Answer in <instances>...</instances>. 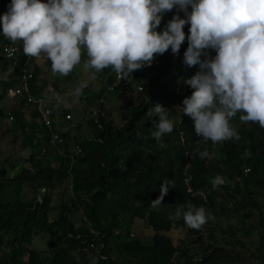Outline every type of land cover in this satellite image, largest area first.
Returning <instances> with one entry per match:
<instances>
[{"label":"trees","instance_id":"16d2710c","mask_svg":"<svg viewBox=\"0 0 264 264\" xmlns=\"http://www.w3.org/2000/svg\"><path fill=\"white\" fill-rule=\"evenodd\" d=\"M10 3L11 0H0V17L5 13L3 9L8 11ZM164 29L157 30L162 32ZM7 42L12 40L0 37V67H12L9 77L0 80V101L7 96L9 89L18 84L26 58L20 41V54L12 60H5L1 54ZM187 47L188 39L185 37L178 55L169 48L164 54H157V61L153 60L151 65L140 69L136 78L144 85V90L136 91L133 87L123 90L137 93L135 99H129L123 106L120 124L112 120L110 113L102 110L100 101L98 113L89 119L94 137L80 140L72 131L63 134L65 154L55 152L54 165H45L37 153L30 156L32 169L25 168L14 176H9L2 165L0 264H117L107 251L109 247L123 255L126 264H218L216 255L223 247H213L201 229L189 227L187 240H182L179 245H175L167 234L173 227L186 226L183 216L170 217H175L177 208L188 201L204 207L206 215L210 211L214 216L218 191L227 199L234 200L233 212L237 215L243 212L242 217L245 218L253 213L252 209H260V224L264 227V209L258 199L264 191V127L258 122L241 121L240 116L244 113L238 112L230 118V126L238 132L239 140L233 138L213 143L196 134L194 122L182 108L183 100L194 90L186 83L180 85L178 91L170 90L179 78L186 79L183 70L177 68L168 73L170 76L166 83L163 80L166 72L175 65L185 64ZM205 52L212 58L216 55L215 49H206ZM48 61L51 62L50 59ZM199 70V64L193 66V75ZM41 72L42 68L35 64L30 85L36 98H40L42 91L37 83ZM94 72L99 74L97 78L102 86L96 95L87 98L89 103L93 98H104L114 80L115 69L108 66ZM155 103L166 108L167 117L173 123V131L163 134L159 141L152 137L157 130L158 117L147 115ZM23 111L22 105L12 112L16 123L25 126ZM67 113L61 112L63 118ZM32 114L31 127L42 133L49 146V128L37 121L40 112L35 107ZM4 117L5 110L0 107V120ZM31 143L34 147L33 140ZM76 143L81 146L82 153L71 155L69 149ZM47 148L49 151L52 147ZM205 149L209 157L201 158L198 152ZM218 151V160L211 158ZM246 153L250 155L246 156ZM219 175L233 180L231 191L226 183L212 187L213 179ZM188 177L190 182L185 184ZM67 178L71 180L74 200L71 206L63 204L55 218L51 219L49 215L50 192L42 201L22 197L23 188L27 185L39 183L50 191L56 182ZM165 179L173 181L174 187L162 204L152 208L151 201L160 196V186ZM198 190L204 192L203 197L193 195ZM249 207L251 209L246 211ZM78 208L84 209L91 229L85 226L76 228L72 222L71 214ZM127 215L148 219L154 234L144 237L135 236L130 229L124 234L120 232L122 219ZM38 234L51 238L49 256H43L32 246L33 238ZM6 235L10 236L7 240ZM198 244L203 254L197 257L191 246Z\"/></svg>","mask_w":264,"mask_h":264},{"label":"clouds","instance_id":"9594fccd","mask_svg":"<svg viewBox=\"0 0 264 264\" xmlns=\"http://www.w3.org/2000/svg\"><path fill=\"white\" fill-rule=\"evenodd\" d=\"M174 7L177 14L162 32L157 31L162 15ZM179 10L184 11V18ZM0 21L3 35L22 41L26 56L45 53L53 72L65 76L80 62L81 46L89 57L86 67L100 71L112 66L125 76L151 65L156 54L169 48L178 55L186 37L184 26L190 23L184 63L188 67L199 64L200 70L184 80L194 91L185 97L182 108L194 122L196 134L213 143L239 140L230 126V118L238 112L244 113L241 121L264 127V0H11ZM206 49H215V57ZM85 86L75 94L79 96ZM147 115L158 117L152 133L157 141L173 131L162 104H153ZM198 154L209 157L207 149ZM224 183L217 176L212 187ZM173 187V181L165 179L151 206L162 204ZM193 195L203 197L204 192ZM180 216L197 230L215 219L191 201L178 207L170 219Z\"/></svg>","mask_w":264,"mask_h":264},{"label":"rangeland","instance_id":"374dc122","mask_svg":"<svg viewBox=\"0 0 264 264\" xmlns=\"http://www.w3.org/2000/svg\"><path fill=\"white\" fill-rule=\"evenodd\" d=\"M188 11H191L190 6ZM3 12H7V9H3ZM177 12V7H174L171 11L165 12L162 15L161 24L158 29L165 28L168 21H170ZM179 15L181 18H184V11L179 10ZM189 29L190 23H186L184 26L186 37L190 34ZM2 36L4 37L0 29V37ZM81 50L82 55L80 62L75 65L72 71L66 76L58 72H53L52 63L48 61L49 58L45 53L42 52L36 59V64L42 68L37 83L39 88L42 89L40 98L43 104L52 107L54 110H58V112L57 110L55 112L60 118L58 120L61 121L62 125L69 127L70 124H75V126L70 127V130L74 135L79 136L80 140L94 137L95 132L89 123V119L95 117L96 113H98V107L99 104H101L99 103L100 101L103 106L102 110L105 113H110L112 120L116 124H120L123 106L129 99H135L137 93L107 91L104 98L101 100L93 98V101L89 103L87 98L96 95L102 85L97 78L99 74L94 72L95 69L85 66L88 61L86 47L81 46ZM177 68L183 70L186 78L193 76V66L188 67L186 64H179L166 72L163 79L165 83L170 76L169 74L177 70ZM11 71V66L6 65L0 67V80L7 79ZM82 84L86 86L81 89V94L77 96L75 94L76 89L80 88ZM183 84L184 81L182 78H179L171 85L170 90L178 91L180 85ZM145 88L147 87L145 86ZM18 102L19 100L16 98L7 95L0 101V107L5 110L7 115L9 110H14L15 112V110L19 109ZM24 111L23 114H26L25 126L16 123L15 115L14 120L11 122L7 117L0 120V169L3 165L9 176H14L25 168L32 169L31 164L33 160L30 156H33V153H37L45 165H54L55 163L56 149L50 147L51 149L48 151L47 147L49 146L46 145L42 133L38 131L35 132V129L31 127L32 120L34 119L31 117V111H29V109H25ZM63 111H68V113L72 114L73 120L68 124L64 123V116L61 114ZM34 134H36L35 138ZM31 140L34 141V147L32 146ZM218 155L219 151L218 153L215 152L211 158L218 160L216 157ZM219 176L224 179L225 183L228 185V190L231 191L233 180H229L228 176ZM49 192L52 198L49 215L52 219L57 216L63 204L71 206L73 203L74 195L71 190L70 178L64 179L62 182H56L55 188L50 191L49 189L43 188L39 183H35L32 186L27 185L23 188L22 197L24 199L36 198L37 201H42L44 195ZM258 199L264 209V191ZM234 207V200L227 199L226 196L218 191L214 206L216 213H213L215 219L206 222L200 228L204 238L210 239L213 247H223L216 255V258L219 259L218 264H264V227L260 224V209H252L251 211L253 213L244 218L242 217L243 212L239 215L233 212ZM248 209L250 210L251 208H247L246 211H248ZM70 218L76 228L85 226L91 229V225L86 220L83 208L75 209ZM122 224L123 227L120 232L123 234L127 229H130L135 236L146 237L154 234L148 219L127 215L122 219ZM188 228L187 225L185 227H173L167 234L171 236L175 245H179L182 240H187ZM9 237V235H6V240ZM50 240L51 238L45 234H38L34 236L32 246L39 250L43 256H49ZM101 246L102 244L97 247V251L100 250ZM191 247L193 253L197 257L203 254L202 248H198L200 247L199 244L192 245ZM97 251L94 252L96 253ZM107 251L113 255L117 264H126V258L113 248L109 247ZM88 255L91 256V254Z\"/></svg>","mask_w":264,"mask_h":264},{"label":"built area","instance_id":"2783aa9c","mask_svg":"<svg viewBox=\"0 0 264 264\" xmlns=\"http://www.w3.org/2000/svg\"><path fill=\"white\" fill-rule=\"evenodd\" d=\"M22 51V46L20 45V41L15 42H7L3 45L2 48V56L5 60H12L16 58L20 52ZM157 54L155 55L154 59L157 61ZM38 57H28L26 56L25 61L21 67V73L18 77L19 82L17 85L9 89L8 94L9 96L16 98L19 100L18 107L23 105L24 110L29 109L30 111L33 110L35 107L40 112V117L37 121L44 125L45 127L49 128V136L50 140L48 145L54 149L56 152L60 154H65V147L64 144V136L67 132L71 131L70 127L75 126V124H70V126L62 125L61 121L55 110L52 107L45 106L41 98H36L32 93V88L30 85V81L34 78V71H35V64L36 59ZM146 66V65H145ZM143 66V67H145ZM142 67V69H143ZM140 72V69L134 70L133 73H128L126 76L123 73L118 74L116 71L114 73V80L109 85L108 91L117 92L126 90L129 87H133L136 91L144 90V85L136 78V75ZM13 110H9L7 112V119L11 122L14 120ZM73 120L72 114L67 113L64 118V123L68 124ZM55 121L57 124L55 125ZM71 155H78L82 153L81 146L76 143L72 148L69 149Z\"/></svg>","mask_w":264,"mask_h":264},{"label":"crops","instance_id":"0c3cea01","mask_svg":"<svg viewBox=\"0 0 264 264\" xmlns=\"http://www.w3.org/2000/svg\"><path fill=\"white\" fill-rule=\"evenodd\" d=\"M30 111V110H29ZM25 112V111H24ZM31 114H32V111H31ZM24 116L26 117V114H24ZM31 117H33L34 118V116H33V114H32V116ZM31 122V121H30Z\"/></svg>","mask_w":264,"mask_h":264}]
</instances>
